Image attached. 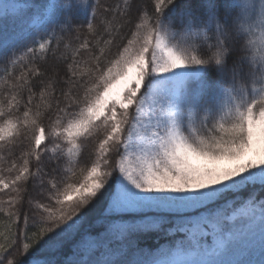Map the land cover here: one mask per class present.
<instances>
[{
    "label": "snow or ice",
    "instance_id": "snow-or-ice-1",
    "mask_svg": "<svg viewBox=\"0 0 264 264\" xmlns=\"http://www.w3.org/2000/svg\"><path fill=\"white\" fill-rule=\"evenodd\" d=\"M0 264H264V0H0Z\"/></svg>",
    "mask_w": 264,
    "mask_h": 264
},
{
    "label": "trees",
    "instance_id": "trees-1",
    "mask_svg": "<svg viewBox=\"0 0 264 264\" xmlns=\"http://www.w3.org/2000/svg\"><path fill=\"white\" fill-rule=\"evenodd\" d=\"M149 243H151V241H149Z\"/></svg>",
    "mask_w": 264,
    "mask_h": 264
}]
</instances>
